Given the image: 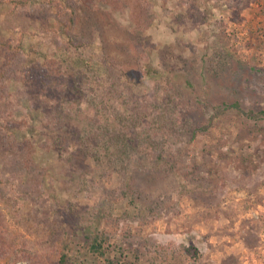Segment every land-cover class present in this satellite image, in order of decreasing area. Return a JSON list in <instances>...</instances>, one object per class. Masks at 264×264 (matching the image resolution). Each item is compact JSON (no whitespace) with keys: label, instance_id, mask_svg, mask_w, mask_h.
<instances>
[{"label":"rangeland","instance_id":"1","mask_svg":"<svg viewBox=\"0 0 264 264\" xmlns=\"http://www.w3.org/2000/svg\"><path fill=\"white\" fill-rule=\"evenodd\" d=\"M0 264H264V0H0Z\"/></svg>","mask_w":264,"mask_h":264},{"label":"trees","instance_id":"2","mask_svg":"<svg viewBox=\"0 0 264 264\" xmlns=\"http://www.w3.org/2000/svg\"><path fill=\"white\" fill-rule=\"evenodd\" d=\"M73 11V9H72ZM74 17L72 16L71 20H69L67 27L65 29V31L69 28H71L72 23L74 22ZM3 42V46L4 47H8V48H18L17 45L11 44L10 42ZM70 44L69 42L66 43V45ZM69 46V45H68ZM89 247L92 249V251H98L99 253H103L102 251V238L98 237V236H94L90 241H89Z\"/></svg>","mask_w":264,"mask_h":264}]
</instances>
